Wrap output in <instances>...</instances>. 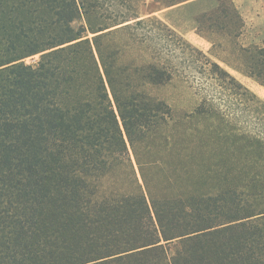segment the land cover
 <instances>
[{
    "label": "trees",
    "instance_id": "1",
    "mask_svg": "<svg viewBox=\"0 0 264 264\" xmlns=\"http://www.w3.org/2000/svg\"><path fill=\"white\" fill-rule=\"evenodd\" d=\"M138 1L0 0V264H264V101L221 65L264 86V38L216 0L215 60Z\"/></svg>",
    "mask_w": 264,
    "mask_h": 264
},
{
    "label": "rangeland",
    "instance_id": "2",
    "mask_svg": "<svg viewBox=\"0 0 264 264\" xmlns=\"http://www.w3.org/2000/svg\"><path fill=\"white\" fill-rule=\"evenodd\" d=\"M233 1V0H232ZM234 2V1H233ZM235 4V2H234ZM137 13L142 17L156 16L165 23H167L171 28H173L177 33L182 35L186 40L191 42L194 46L198 47L205 53H207L211 58L217 60L214 56L210 54V42L199 35L197 31V23L195 17L204 10L217 5L216 0H188L185 2L178 3L173 6L166 7L160 1L157 0H139L137 3ZM236 6V4H235ZM237 8V6H236ZM238 9V8H237ZM255 8L253 7V13ZM243 20L244 17L240 10ZM257 13H260L257 11ZM264 15V12H263ZM245 24V21H244ZM264 38V26H250L249 28H243V33L241 37V42L244 45L250 43H260ZM38 58V55L30 56L25 59L27 63H31ZM234 77H236L244 86H246L250 91L255 93L261 100L264 101V86L258 83L253 78L243 75L236 70L230 68L225 63L221 62ZM177 79L176 87L169 88L165 94L178 98V95L184 99L182 104H189L187 100L195 95L194 87H191L188 81H191L193 76L189 74L188 71L181 73ZM188 80V81H187ZM172 98V97H171ZM181 98V99H182ZM183 100V99H182ZM177 105V102L174 103ZM246 116L243 117V120ZM172 252L175 251V243L171 245Z\"/></svg>",
    "mask_w": 264,
    "mask_h": 264
},
{
    "label": "crops",
    "instance_id": "3",
    "mask_svg": "<svg viewBox=\"0 0 264 264\" xmlns=\"http://www.w3.org/2000/svg\"><path fill=\"white\" fill-rule=\"evenodd\" d=\"M244 17V28L264 26V0H233ZM253 7L255 8L253 13ZM260 12V13H257ZM211 45V44H210ZM211 48V46H210ZM231 68V67H230ZM233 69V68H232ZM238 72V71H237Z\"/></svg>",
    "mask_w": 264,
    "mask_h": 264
}]
</instances>
